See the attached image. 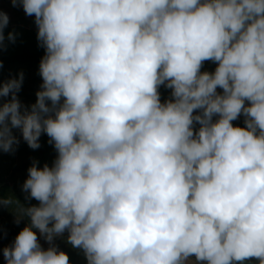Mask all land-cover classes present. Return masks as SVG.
<instances>
[{"label": "clouds", "instance_id": "obj_1", "mask_svg": "<svg viewBox=\"0 0 264 264\" xmlns=\"http://www.w3.org/2000/svg\"><path fill=\"white\" fill-rule=\"evenodd\" d=\"M12 5L35 17L43 83L30 110L23 72L0 87V150L15 152L19 129L57 156L28 169L39 205L22 207L7 264H69L65 232L87 264H264V0ZM8 24L0 11V47Z\"/></svg>", "mask_w": 264, "mask_h": 264}, {"label": "rangeland", "instance_id": "obj_2", "mask_svg": "<svg viewBox=\"0 0 264 264\" xmlns=\"http://www.w3.org/2000/svg\"><path fill=\"white\" fill-rule=\"evenodd\" d=\"M0 11L7 13L9 16L8 27L4 30V46L0 47V60L5 57L10 47L7 42L11 43V45H15V43H18L19 45H21V49L23 51L27 50L28 48V51H30L32 49H37L38 47H40L39 41L37 40L38 29L35 25L34 15L27 16L22 7H13L12 0H0ZM17 28L21 29L22 37L17 36ZM9 33L15 34L14 42L7 39ZM205 62L206 71L214 72L215 70L210 69V63L208 61ZM13 70L16 74V79L19 78V74L21 72H23L24 74L23 84L21 90L17 93V97L22 106L28 107L30 110L31 105L36 103L37 101L36 93L41 90L40 86L43 83L42 77L39 75V65L35 64L34 66H30L28 62L21 63L17 64L13 68ZM164 89L165 88L160 90L161 95L165 93ZM217 91L222 93L223 90L218 88ZM165 97L166 96H164V102ZM170 98L171 95L167 97V100ZM9 100H11V94L7 98L0 97V107H2L3 104L5 102H8ZM48 103L50 105L51 102ZM217 118L218 117H214V119ZM243 120L244 116L241 115L236 121H233L234 123H232L236 126H240L241 121ZM196 128H199L198 124L196 125ZM12 133L20 141L18 145L14 146L16 148L15 152L5 153L0 150V189L2 188V186H8L6 195L4 197H1L0 194V200L12 201V203L9 204L8 207L0 204V239L10 231H14L17 228L22 227L23 225L26 227L30 225L29 218L22 216V207L39 205V202L35 199H26L28 193H25L22 190V186L28 178V169L32 166L33 161L37 160L36 152L35 150L31 149L23 140L22 134L19 129H12ZM45 136L46 134H43L40 139ZM18 219L19 222H17ZM17 236L18 235L16 234V236L9 240H6L5 243L2 244V255L4 248L10 247L14 243V240ZM37 236L40 244L45 245L47 249L49 244L43 239V237L40 236L39 232H37ZM59 246H61V248H65L63 244H60ZM69 247L71 248V246ZM71 261L72 264H87L85 255L80 249L78 253H74V257ZM2 264H7L5 258ZM235 264H240V262H235ZM243 264H259V262L255 258H252L244 261Z\"/></svg>", "mask_w": 264, "mask_h": 264}, {"label": "trees", "instance_id": "obj_3", "mask_svg": "<svg viewBox=\"0 0 264 264\" xmlns=\"http://www.w3.org/2000/svg\"><path fill=\"white\" fill-rule=\"evenodd\" d=\"M17 31H18V34L17 36L18 37H22V31L20 28H17ZM8 45L10 46L9 49H8V52L7 54L5 55V57L3 59L0 60V87L3 86L4 82L7 81V80H10L12 78H16V74L14 73V70L13 68L17 65V64H21V63H27L30 65V66H34L35 64L37 65H40V61L42 59V57L44 56L45 54V51L43 48L41 47H38L37 49H32L30 51L27 50H22L21 49V45H19L18 43H15V45H11V43L7 42ZM210 63V69L211 70H214V68H216L218 65L214 62H211V61H208ZM205 65H206V62L204 61L203 64H202V67H201V73L203 72H207L206 69H205ZM163 86L160 87L159 89V92L160 90H162ZM165 93L163 95H161V102H164V96L165 97V101H167V97L169 95H171V89H164ZM166 94V95H165ZM50 102V101H49ZM199 111L200 110H194V115L196 114H199ZM234 123V122H233ZM234 126H236L235 124H233ZM239 127H245L244 125V120L241 121V124ZM48 140H49V137L46 135L45 137H42L40 139V144H41V147L39 149H36L35 152H36V155H37V160L39 163H38V167L39 168H43V166L45 164H48L50 167L52 166V163L53 161L55 160L56 156H57V152L54 148L53 145H50L48 143ZM6 191H8V186L5 185V186H2V188L0 189V194H1V197H4L6 195ZM29 222H30V219H29ZM26 226H22V227H19L17 228L16 230V233L17 235L25 228ZM67 235L68 233L65 232L64 233V236L61 237H57L55 240H54V244L56 246L59 247L60 250L64 251L67 255H69V264L71 262L72 264V259L74 257V253H78L79 252V249H74L71 245H69L66 240H67ZM60 244H63V246L66 248H61V246H59ZM71 246V248L69 247ZM42 247L44 249H46L45 245H42ZM49 247V245H48ZM76 250V251H74ZM71 256V257H70ZM4 261V257L2 255V251L0 249V264H2ZM189 264H195V258H191V260L189 261Z\"/></svg>", "mask_w": 264, "mask_h": 264}, {"label": "water", "instance_id": "obj_4", "mask_svg": "<svg viewBox=\"0 0 264 264\" xmlns=\"http://www.w3.org/2000/svg\"><path fill=\"white\" fill-rule=\"evenodd\" d=\"M16 232H11V233H7V234H5L4 236H3V238H2V241L0 242V247H1V245L4 243V241L5 240H7L8 238H11V237H14V236H16Z\"/></svg>", "mask_w": 264, "mask_h": 264}]
</instances>
